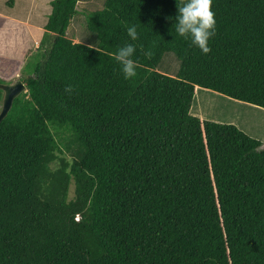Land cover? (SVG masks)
Here are the masks:
<instances>
[{
	"label": "trees",
	"instance_id": "obj_1",
	"mask_svg": "<svg viewBox=\"0 0 264 264\" xmlns=\"http://www.w3.org/2000/svg\"><path fill=\"white\" fill-rule=\"evenodd\" d=\"M79 2L51 3L39 48L12 38L24 67L0 62L28 89L0 124V264H264L263 143L191 114L198 88L264 109V0H213L208 54L173 29L177 0H107L97 47L74 43Z\"/></svg>",
	"mask_w": 264,
	"mask_h": 264
},
{
	"label": "rangeland",
	"instance_id": "obj_2",
	"mask_svg": "<svg viewBox=\"0 0 264 264\" xmlns=\"http://www.w3.org/2000/svg\"><path fill=\"white\" fill-rule=\"evenodd\" d=\"M53 1L55 0H0V37H13L11 32L14 30L25 33L26 27L19 24H27L29 26L28 30L37 44L36 47L39 48V41L43 38L45 26L52 13L51 3ZM106 1L80 0L77 7L80 13L75 16L67 32L68 37L74 43L97 47V37L87 28V22L93 12L102 10L105 7ZM17 21L20 23L16 24ZM10 44L13 48L12 51H7L2 57L0 56V62L5 61L3 59H8L12 63L21 61L24 67L30 56L25 57L22 53H18L19 49L14 48L17 44L16 40L11 39ZM179 69V59L173 53H167L163 57L158 71L175 76ZM1 75L6 76L5 73ZM21 76L22 73L19 72V75L14 78V82L20 80ZM1 111L2 102H0V113ZM191 114L202 121L215 122L211 119L218 117L219 121L224 123L234 122L235 124L230 125H238V127L247 124V127L243 128L244 132H247L254 139H264V109L233 100L214 91L200 89L195 96ZM209 116H211V119L207 118ZM260 150H264V141Z\"/></svg>",
	"mask_w": 264,
	"mask_h": 264
},
{
	"label": "clouds",
	"instance_id": "obj_3",
	"mask_svg": "<svg viewBox=\"0 0 264 264\" xmlns=\"http://www.w3.org/2000/svg\"><path fill=\"white\" fill-rule=\"evenodd\" d=\"M178 13L173 20V29L179 37L190 40L191 45L208 54L211 51L209 42L215 35L216 18L213 0H184L178 3ZM127 35L131 41L138 40L136 25L127 28ZM136 47L133 43H126L115 54V59L121 67L125 79H132L137 75V64L133 59ZM79 217H77L78 221Z\"/></svg>",
	"mask_w": 264,
	"mask_h": 264
},
{
	"label": "water",
	"instance_id": "obj_4",
	"mask_svg": "<svg viewBox=\"0 0 264 264\" xmlns=\"http://www.w3.org/2000/svg\"><path fill=\"white\" fill-rule=\"evenodd\" d=\"M0 90L3 91L4 97L2 101V111L0 113V124L7 118L11 112L14 102L22 94H27V85L21 80L15 81L12 84H0Z\"/></svg>",
	"mask_w": 264,
	"mask_h": 264
},
{
	"label": "crops",
	"instance_id": "obj_5",
	"mask_svg": "<svg viewBox=\"0 0 264 264\" xmlns=\"http://www.w3.org/2000/svg\"><path fill=\"white\" fill-rule=\"evenodd\" d=\"M4 19V18H3ZM6 19V18H5ZM14 23H15V21H13ZM18 23H20V22H16V24H18ZM19 25H21V26H25L26 28H27V31H26V29H25V32H26V34H27V32L29 31L28 30V28H29V26L27 25V24H25V25H23V24H19ZM11 33H12V36L13 37H9L10 35H11ZM10 34H9V38H1L0 37V56L2 57L4 54H6V52L7 51H12V47H11V44H10V41H11V39L12 38H15V37H19V36H21V35H23V34H25V33H23V32H20L19 33V30H14L13 32H11ZM4 36H6V34H4ZM7 41H9V42H7ZM201 88H198L197 89V93H198V91L200 90ZM207 118H209V119H211V116H209V117H207ZM211 121H215V122H218V123H222V124H235L234 122H230V123H224V122H222V121H219L218 120V117L216 118V117H213L212 119H211ZM237 127H238V125H236ZM247 127V124H245L244 126H239L238 128H240V129H242L243 130V128H246ZM243 131H245V130H243ZM245 133H247V132H245ZM260 141H262V143H263V141H264V139H260Z\"/></svg>",
	"mask_w": 264,
	"mask_h": 264
}]
</instances>
